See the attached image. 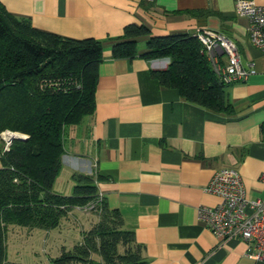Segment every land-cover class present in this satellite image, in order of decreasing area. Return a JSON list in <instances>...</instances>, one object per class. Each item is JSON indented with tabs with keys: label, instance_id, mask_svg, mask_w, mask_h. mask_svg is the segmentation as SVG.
Wrapping results in <instances>:
<instances>
[{
	"label": "crops",
	"instance_id": "obj_1",
	"mask_svg": "<svg viewBox=\"0 0 264 264\" xmlns=\"http://www.w3.org/2000/svg\"><path fill=\"white\" fill-rule=\"evenodd\" d=\"M237 1L0 0L10 14L38 30L103 43L94 110L65 129L52 189L70 195L55 188L63 167L72 178L70 187L76 175L92 177L98 195L134 232L146 264H264L246 255L242 240L216 236L197 213L200 206L219 203L206 187L224 167L239 173L247 198L264 199V56L247 36V19L235 13ZM129 24L143 25L148 34L135 38L134 58H114L111 41L122 38ZM203 30L233 40L243 65L255 70L225 88L229 112L185 100L152 75L167 67L168 58L140 56L150 36ZM11 228L5 261L23 264L9 249ZM33 230L26 236L35 237Z\"/></svg>",
	"mask_w": 264,
	"mask_h": 264
},
{
	"label": "trees",
	"instance_id": "obj_2",
	"mask_svg": "<svg viewBox=\"0 0 264 264\" xmlns=\"http://www.w3.org/2000/svg\"><path fill=\"white\" fill-rule=\"evenodd\" d=\"M148 34L143 25L124 27L123 37L111 41L114 58H134L137 36ZM103 43L75 39L33 27L10 14L0 3V132L25 133L2 151L0 138V264L6 263L9 225L55 229L74 207H84L97 196L90 176H74L70 195L55 192L53 183L64 153L65 129L79 124L94 110L98 67ZM146 60L168 58L165 69L152 75L182 97L215 112H229L225 88L196 35L173 33L150 36L141 55ZM223 63V61H222ZM98 221L83 232L82 240L50 264H146L134 232L124 227L117 209L101 197ZM13 264V263H11Z\"/></svg>",
	"mask_w": 264,
	"mask_h": 264
},
{
	"label": "built area",
	"instance_id": "obj_3",
	"mask_svg": "<svg viewBox=\"0 0 264 264\" xmlns=\"http://www.w3.org/2000/svg\"><path fill=\"white\" fill-rule=\"evenodd\" d=\"M235 13L247 19V36L264 56V4L238 0ZM197 38L213 69L225 83L239 82L255 72L254 68L243 65L236 44L224 34L203 30ZM17 135L26 138V135L8 131L0 134L5 143L4 150ZM206 191L217 196L219 203L215 207H198V219L222 240H242L247 256L264 261V199L247 198L239 173L226 167L213 174Z\"/></svg>",
	"mask_w": 264,
	"mask_h": 264
},
{
	"label": "rangeland",
	"instance_id": "obj_4",
	"mask_svg": "<svg viewBox=\"0 0 264 264\" xmlns=\"http://www.w3.org/2000/svg\"><path fill=\"white\" fill-rule=\"evenodd\" d=\"M13 132L16 134H23L18 131H12L4 129L0 134L4 132ZM23 135H26L25 133ZM27 137V135L25 136ZM24 137V138H25ZM1 138V136H0ZM2 140V139H1ZM14 140L11 142V144ZM2 151H8L10 146H7V150H4L5 143L2 140ZM72 178L69 175V171L63 167L55 188L62 190L63 194H71L73 186H71ZM68 184V185H67ZM74 184V181H73ZM67 185V189L66 188ZM63 190H67L64 193ZM70 190V191H69ZM73 212H69L68 215L62 217L60 224L55 229H41L39 231H34L36 227H21L16 228V226H8L11 228V239L9 242V249L12 253L17 254L19 257H16V262L23 264H50V260L60 254L59 250L62 246L70 249L75 242L82 240L83 232L87 230V227H91L95 224L101 213V197L98 195L93 201L88 202L84 207H74ZM92 208V209H90ZM20 226V225H19ZM15 229L17 230L15 232ZM38 229V228H37ZM35 234V237L31 235L26 236L27 231H32ZM39 235V237H38ZM34 241V242H33ZM63 247V248H64ZM19 253V254H18ZM22 253V255H20ZM10 256V255H9ZM93 255L94 259L92 262L87 264H100L99 257Z\"/></svg>",
	"mask_w": 264,
	"mask_h": 264
},
{
	"label": "water",
	"instance_id": "obj_5",
	"mask_svg": "<svg viewBox=\"0 0 264 264\" xmlns=\"http://www.w3.org/2000/svg\"><path fill=\"white\" fill-rule=\"evenodd\" d=\"M13 139H21V137L17 135V136H14Z\"/></svg>",
	"mask_w": 264,
	"mask_h": 264
}]
</instances>
